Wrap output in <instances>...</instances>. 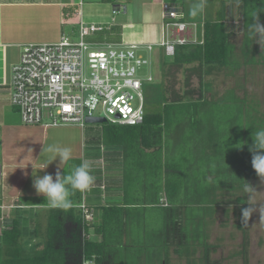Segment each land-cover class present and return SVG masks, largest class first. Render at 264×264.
Instances as JSON below:
<instances>
[{
  "label": "trees",
  "instance_id": "obj_1",
  "mask_svg": "<svg viewBox=\"0 0 264 264\" xmlns=\"http://www.w3.org/2000/svg\"><path fill=\"white\" fill-rule=\"evenodd\" d=\"M228 2L238 7L243 20L239 54L220 14L219 19L203 23V43L177 47L169 65L198 63L232 73L242 64L264 62L258 59L249 32L251 14L262 7L259 0H221L222 10ZM259 19L262 23L264 13ZM97 34L99 42L119 43L116 27ZM152 89L145 91L141 125L100 124L99 135L87 139L89 145L100 147L86 153L95 183L89 191L71 196L70 209L47 208L43 235L33 210L46 206V199L27 197L14 202L16 214L0 228V264H168L171 247L189 264V257L202 249L201 259L208 263L206 230L217 204L216 192L233 193L243 178H258L247 145L252 143V130L259 124L264 127V114L256 116V108L247 111V102L232 90L227 92L230 102H225V94L212 101L201 97L167 102L160 96L156 103L161 108L148 113L147 93ZM205 90L210 91V86ZM232 104L240 112L239 123L230 118V127L222 129L209 121L212 105L229 110ZM111 168L117 173L108 178ZM192 172L203 175L207 187L197 188ZM216 178L220 179L214 184ZM192 208L199 213L192 214ZM150 212L161 216L158 229L148 225ZM238 254L248 264L245 244Z\"/></svg>",
  "mask_w": 264,
  "mask_h": 264
},
{
  "label": "crops",
  "instance_id": "obj_2",
  "mask_svg": "<svg viewBox=\"0 0 264 264\" xmlns=\"http://www.w3.org/2000/svg\"><path fill=\"white\" fill-rule=\"evenodd\" d=\"M185 1L189 3L187 10L182 8L183 2L177 3L178 0H0V228L5 220L16 214L18 207L14 205L15 201L43 197L36 194L32 183L33 175L43 176L48 168L56 167L52 163L47 169L37 170L39 164L52 155L47 149L50 146L73 147L69 138L74 133L73 128L23 124L17 110L11 105L10 72L12 66L19 62L21 47L26 44L55 43L61 37L69 38L64 31L66 26L75 36H78L79 24L100 26L104 30L116 27L119 43L110 44H150L155 49L148 55L151 60L152 54L154 58L162 52L158 47L162 38L161 2L181 8L185 20L200 25L202 32L203 23L219 19L220 14L233 37L244 32L243 20L235 4L228 2L222 10L217 0L213 7L214 14H209L206 7L202 16L192 17L189 7L194 0ZM97 33L87 37L86 41L99 42L89 41ZM152 63L151 60V66ZM98 135L96 130L94 136ZM87 139L81 137L74 145L77 148H74L76 152L71 161L77 160L76 165L87 160L88 151L100 148L98 144L89 145ZM116 173L111 168L107 177Z\"/></svg>",
  "mask_w": 264,
  "mask_h": 264
},
{
  "label": "built area",
  "instance_id": "obj_3",
  "mask_svg": "<svg viewBox=\"0 0 264 264\" xmlns=\"http://www.w3.org/2000/svg\"><path fill=\"white\" fill-rule=\"evenodd\" d=\"M162 38L158 44L165 57L175 49L203 43L197 24L187 22L181 9L161 2ZM103 30L79 25L78 41L61 37L55 43L27 44L10 72V103L26 125L84 128L85 119L102 117L107 123L138 126L145 118L146 84L153 46L88 42Z\"/></svg>",
  "mask_w": 264,
  "mask_h": 264
},
{
  "label": "rangeland",
  "instance_id": "obj_4",
  "mask_svg": "<svg viewBox=\"0 0 264 264\" xmlns=\"http://www.w3.org/2000/svg\"><path fill=\"white\" fill-rule=\"evenodd\" d=\"M184 1L185 0H178L177 3L183 2L182 8L187 10L189 3ZM170 3L173 4L174 2L170 1ZM216 3L217 0H208L207 12L209 14L215 13L213 7ZM218 4L219 6L222 5L221 0H219ZM262 24H264V20ZM64 31L68 33L66 35L69 36L71 41H78V36L72 35L73 31H71L70 27L66 26ZM197 32L198 38H201L200 25L197 26ZM74 33L76 34V32ZM99 38L100 35L97 34L92 36L89 40H98ZM242 39L243 32L235 34V37L231 38L232 43L236 46L237 54H239ZM256 46L260 54L258 59L264 61V50H261L257 43ZM153 50L155 49L153 48ZM160 53L161 55L157 57L155 56L154 58L152 54L151 60L153 63L151 67L143 68L139 71L140 78L147 75L152 77V82L145 85L148 89L153 88L149 91L150 93H147L150 94L146 106V111L148 113L156 112L161 108L159 103H156L160 96H164V99L167 102L196 100L201 97L208 101H212L225 94V102H230V94L227 92L228 90H232L236 97L247 102L248 105L245 107L247 111L250 112L252 108H256V116L264 114V62L247 66L242 64L238 70L231 73L229 70L221 69L219 67L204 68L198 63L187 66H172L168 64L171 59L165 57L163 51ZM242 61L243 60H241V62ZM206 86H210V91L205 90ZM228 106L230 109L225 110L223 108H226V106L222 105V107L219 108L217 105H212L211 111L207 112L209 121L222 129L223 127L226 128V126L230 127V123H228V119L230 118H233L232 120L239 123L240 112L236 110L234 104ZM64 126L73 128L72 132L74 133L69 138L71 140L70 143L73 146L71 149L74 154L76 152L75 149L77 148V146L74 145L77 144L78 139L81 137L91 139L100 124H86L84 128L76 125ZM258 127H260V124ZM47 154H49V156L51 155L48 152ZM79 155H81L80 152ZM171 155H173V153ZM78 160H80V157ZM76 162L77 160L70 161L67 167H65V170H61L62 175L70 174L73 167L77 166ZM57 163L58 160L53 162V164ZM55 171L56 167H50L46 170L47 173L51 174H54ZM108 173L109 172H106L107 175ZM191 175L196 177V182H199L195 183L197 188L204 189V187H207L206 182L203 181V175L199 176L195 172H192ZM221 177L222 175H220V178ZM219 179L216 178V180L212 182L216 184ZM245 182L256 188L258 192L254 194L255 201L259 205L264 206V184H261L259 178H243L242 186L238 187L233 193L222 192L223 195H219V192H216L217 204L213 211H211V215L208 216L209 223L206 230L207 244L209 246L208 263H204L203 259H201L202 249H196L195 254L189 257L190 264H243V259L238 254L242 244H245V247L247 248L248 264H264V218L259 215V212H254L247 225H242L241 223V209L248 207L246 203L247 194L243 191ZM184 194L185 193H183L182 196H184ZM47 208L49 207L46 201V206L35 207L33 210L37 213L35 219L38 220L39 235H43L46 229ZM191 212L192 214L199 213L195 208H192ZM160 218L161 216L159 214L157 215L154 212H150L147 218L148 225H150L152 229H158L157 227L160 226L161 221ZM38 241L40 240L38 239L37 242ZM170 249L168 264H189L185 257L178 258V256L173 253V247ZM140 264L144 263L141 262Z\"/></svg>",
  "mask_w": 264,
  "mask_h": 264
},
{
  "label": "clouds",
  "instance_id": "obj_5",
  "mask_svg": "<svg viewBox=\"0 0 264 264\" xmlns=\"http://www.w3.org/2000/svg\"><path fill=\"white\" fill-rule=\"evenodd\" d=\"M260 7L251 14L249 32L255 43L259 44L260 49L264 50V24L260 22L259 16L264 13V0H259ZM208 0H194L189 12L192 17H199L205 13ZM107 123V122H106ZM252 143L247 145L251 154V167L261 184H264V127H258L251 132ZM247 142L240 144L241 148ZM52 155L42 161L37 170L47 169L50 164L58 160L54 174L45 173L43 176L33 175L32 187L37 195L43 196L47 200V205L51 209L68 210L72 207L71 196L79 191L81 193L89 191L95 183V177L91 172V165L84 161L73 167L70 174L62 175L61 169L65 170L73 156V150L68 146H50L47 149ZM243 191L247 194L246 203L248 207L241 209V223L247 225L254 212L264 218V206L259 205L254 198L258 191L255 187L245 182Z\"/></svg>",
  "mask_w": 264,
  "mask_h": 264
},
{
  "label": "water",
  "instance_id": "obj_6",
  "mask_svg": "<svg viewBox=\"0 0 264 264\" xmlns=\"http://www.w3.org/2000/svg\"><path fill=\"white\" fill-rule=\"evenodd\" d=\"M86 124H105L106 120L102 117H89L85 119Z\"/></svg>",
  "mask_w": 264,
  "mask_h": 264
}]
</instances>
